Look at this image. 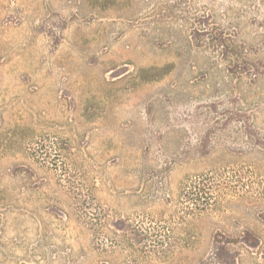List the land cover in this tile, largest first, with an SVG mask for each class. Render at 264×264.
<instances>
[{
    "label": "rangeland",
    "instance_id": "374dc122",
    "mask_svg": "<svg viewBox=\"0 0 264 264\" xmlns=\"http://www.w3.org/2000/svg\"><path fill=\"white\" fill-rule=\"evenodd\" d=\"M0 264H264V0H0Z\"/></svg>",
    "mask_w": 264,
    "mask_h": 264
},
{
    "label": "trees",
    "instance_id": "16d2710c",
    "mask_svg": "<svg viewBox=\"0 0 264 264\" xmlns=\"http://www.w3.org/2000/svg\"><path fill=\"white\" fill-rule=\"evenodd\" d=\"M151 71H152V72H159L160 69L153 68V69H151ZM161 71H162V69H161Z\"/></svg>",
    "mask_w": 264,
    "mask_h": 264
}]
</instances>
